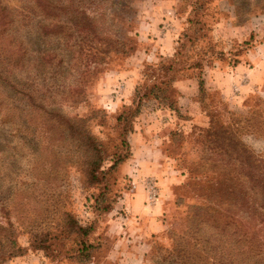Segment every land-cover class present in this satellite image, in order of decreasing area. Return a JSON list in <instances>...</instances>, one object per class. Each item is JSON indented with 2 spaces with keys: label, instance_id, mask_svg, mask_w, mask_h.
Segmentation results:
<instances>
[{
  "label": "rangeland",
  "instance_id": "obj_1",
  "mask_svg": "<svg viewBox=\"0 0 264 264\" xmlns=\"http://www.w3.org/2000/svg\"><path fill=\"white\" fill-rule=\"evenodd\" d=\"M0 7L8 77L35 98L0 86V264H235L240 162L264 163V0ZM82 36L126 52L87 63Z\"/></svg>",
  "mask_w": 264,
  "mask_h": 264
},
{
  "label": "trees",
  "instance_id": "obj_2",
  "mask_svg": "<svg viewBox=\"0 0 264 264\" xmlns=\"http://www.w3.org/2000/svg\"><path fill=\"white\" fill-rule=\"evenodd\" d=\"M4 15L5 14L3 7H0V33L5 32L8 29V26H10V24L13 25L14 23V19H12V17L10 18L11 19L10 20L7 19L8 17H5ZM79 16H80V21L82 22L80 29L82 35H88V33L89 35L90 34L92 35V32L90 30H93L95 23L93 21L92 22L90 21V18L86 14V12L83 13L80 12ZM38 27H40V25ZM83 37L84 36H82V38ZM92 38L93 39L89 40L86 43L84 42L86 36L84 37L83 40H81V42L83 43L82 45L84 46V48H81V53L83 52L84 55L82 57L87 63L88 62L96 63V61L100 59V55L107 53V49H104V47L112 48L111 50L115 52H119V51H121L122 53L126 52L124 48L125 43L123 40L127 41L128 37H125L123 40L120 39L115 40L110 37L109 38L107 37L104 39L103 43L101 42V39L99 37H92ZM47 51L51 53L50 50ZM13 56L15 55L6 53L4 48L0 50V86L2 87L4 85V88H9L12 91L13 90L17 91L18 93H20L22 97L26 98L28 102L29 101L34 102L35 98L31 93V91L27 89H24L23 91H19V89H17V86L8 77V75L10 74L9 72L10 64L7 59H11ZM2 105L3 103L0 102V106ZM87 140H88L87 143L91 146L93 144L92 141H90V139L88 138ZM91 148L92 150H97L94 145H92ZM118 161L119 159L115 161V163H113L110 166V168H113ZM248 161L249 164L245 165L243 162H240V165L242 168L249 170L248 173L249 179H248L247 187L251 192L249 204L252 210V214L247 224L242 223L241 220L237 221L239 225L238 230L240 233V239L236 241L238 253L235 257L236 259L235 264H248L247 258L246 257L243 258L245 249H248V252H252L256 256L262 255L259 257V260L252 262V264H260V261L261 259L263 261L262 257L264 256V163L252 157H249ZM95 164H96V159L92 161V166ZM92 174L93 176H95L96 174L94 169H92ZM243 188L244 186H241V189ZM85 234H86V230L83 229V235ZM243 238L248 241L245 240L242 241ZM245 243L251 244L252 247L246 245ZM89 248L90 245L87 247H83V250L87 251ZM174 264H179V263H174Z\"/></svg>",
  "mask_w": 264,
  "mask_h": 264
}]
</instances>
